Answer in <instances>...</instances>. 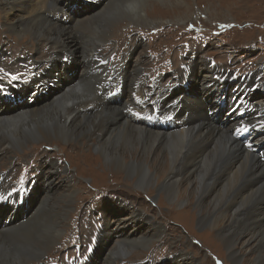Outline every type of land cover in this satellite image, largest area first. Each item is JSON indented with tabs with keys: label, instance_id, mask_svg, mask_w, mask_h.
<instances>
[{
	"label": "bare ground",
	"instance_id": "obj_1",
	"mask_svg": "<svg viewBox=\"0 0 264 264\" xmlns=\"http://www.w3.org/2000/svg\"><path fill=\"white\" fill-rule=\"evenodd\" d=\"M5 1L0 4L1 10L6 12L2 18L9 30L24 37L26 32H31L37 38L36 47L40 51L34 60L40 70L32 75L31 81L21 82L29 86L11 88L8 94L22 96L31 91H45V95L40 102L37 99L35 104L27 103L16 108L14 104L18 103L17 100L4 102L0 94V156L7 153L10 156L14 151L26 149L32 141L64 140L76 145L80 138L90 142L95 138L99 143L93 146L99 156L104 157L107 168L134 178L141 189L158 188L173 206L183 205L184 208L188 204L195 205L198 225L208 226V232H216L221 237L232 264H264V155L248 151L242 142L233 137L231 129L237 123L228 122L226 128H220L212 120L213 115L206 111L207 107L211 110L217 107L212 105L216 99L213 86H217L212 85L213 81L218 77H233L234 74L205 59L204 67L196 66L194 71H184L187 74L176 80H190L195 89L193 93L184 97L174 96L158 80H150L153 85L147 90L145 86L150 81H138L144 67L139 60H134V49L127 51L123 59H117L119 52L107 56L103 51L111 40V32L98 30V27L128 14L145 20L148 4L144 0H96L97 5H85L74 11L69 10L68 3L66 11H63L61 0ZM50 2L60 13H54ZM47 10L51 17L45 16ZM56 16H62V21L67 16L70 26L57 24ZM96 32H100L101 36L92 37L96 42L90 44L81 36ZM46 42L53 44V50L45 46ZM21 48V44L12 46L13 51ZM64 58L72 59L70 66L63 62ZM116 60L120 64L115 65L113 62ZM73 64L78 66V71L75 77L66 80L72 77L67 72ZM30 66L27 63L20 67H27L30 71ZM98 71H102L104 76L92 80ZM260 71L247 76L255 87L253 94L263 96V99L256 100L258 107L263 108L264 82L257 74ZM7 85L8 82L0 80V89ZM119 85L128 92L126 95L123 91L126 99L122 108L104 104L108 90ZM53 87L56 89L52 91ZM135 91L139 92L137 97H134ZM177 99L181 100L175 103ZM145 101L152 107L144 108ZM138 109H141L140 112ZM156 110H163L166 115L175 114L180 124L164 132L160 128L146 126L141 120L137 125L133 121L135 116L131 119L128 116L132 113L150 114ZM254 142L264 143V135L256 137ZM51 162L54 161H46L47 168H40L25 187L7 189L6 192H2L0 187L2 197L11 192L21 193L15 203L7 207L8 211L0 206V264H41L40 261H32L39 259L48 245L52 247L62 234L60 227L64 218L68 217L70 205H64V209L60 210L62 206L55 201L52 193H59V190L65 191L67 196L70 193L65 185L63 187L55 181L60 169L57 163ZM45 170L50 172L45 173ZM9 182L6 174H0L1 185L10 187ZM29 192L31 195L27 203L32 202L29 204L32 209L24 205V195ZM111 204L115 207L112 214L102 209L104 227L99 230L100 248L84 264H119L138 246L140 239L151 235L146 233L145 226L152 225L153 217L140 210L119 217L115 212L117 208L122 207L124 211L131 206L123 199ZM19 208L26 209L27 213ZM15 213L28 218L23 223L11 220V226H6V216ZM107 215L117 221H109ZM30 223H34L33 226L26 228ZM112 223H116L118 237L111 246L115 236ZM129 224L135 225L133 231L139 227L141 233L139 229L136 234L121 227H128ZM43 228H47L48 233ZM155 230L159 232L157 226ZM148 238L144 243H148ZM250 254L252 257H249ZM180 263L170 261L165 264Z\"/></svg>",
	"mask_w": 264,
	"mask_h": 264
},
{
	"label": "rangeland",
	"instance_id": "obj_2",
	"mask_svg": "<svg viewBox=\"0 0 264 264\" xmlns=\"http://www.w3.org/2000/svg\"><path fill=\"white\" fill-rule=\"evenodd\" d=\"M61 1L64 5L63 11L67 9V3L69 10L82 8L76 5L77 0ZM144 1L148 4L146 8L148 17L145 20L133 18L128 14L115 18L105 26L98 27V30L111 32V40L103 51L107 56L114 53L116 55L119 52L120 56L118 55L117 59H123L127 51L134 49V60H139L144 67L138 81L158 80L167 92H170V87L178 82L177 78L187 74L184 71H194L196 66L204 67V60L208 59L223 67L225 72L233 73L235 76L252 74L261 70L257 74L259 80L264 82V0ZM1 2L6 1L0 0ZM28 5H33V3H28ZM49 6L54 9V13H60L53 8L54 5L51 2ZM1 7L2 4H0V80L9 84L19 81L29 82L33 79L32 75L40 70L34 62L40 54L36 47L37 38L29 31L24 37L9 30L2 18L6 12L1 10ZM45 16L48 18L52 15L48 14L47 10ZM56 21L64 27L70 26L68 20L65 21L66 23L62 21V16H56ZM81 36L87 44H90V42H96V39L92 37L101 36V33L96 32V34L84 36L81 34ZM15 44H21L22 48L19 51H13L12 46ZM52 45L51 42L45 44L50 50H53ZM27 63L31 65L30 71L27 67H20ZM113 63L120 64L118 60ZM102 74V71L95 72L92 80L102 78L104 76ZM151 81L145 86L147 90L153 85ZM191 87L192 82L189 90L194 92L195 89ZM213 87L217 97L218 87ZM105 88L108 86L105 85ZM124 90L126 91L125 88ZM178 93L185 95L184 89ZM138 94L139 92L135 91L134 97ZM106 95L104 104L108 103L112 107L122 108L126 99L124 92L114 99H107ZM20 96L17 95L15 98ZM254 96L257 99H263V96L259 94H254ZM18 104L20 103L14 106L23 107L27 102L21 103L20 106ZM143 105L145 108L146 104L143 103ZM134 109L137 108L134 107ZM138 110L140 112L141 109ZM124 114L127 116V111ZM128 116L129 119L133 117L132 114ZM212 120L214 121V117ZM133 121L137 125L140 124L136 117ZM215 121L214 123L220 128H226L227 122L219 124V117H216ZM77 143L74 145L64 140L46 143L32 141L26 149L14 151L10 156L8 153L0 156V174H6L10 179V187L5 188V184H0L2 192H6L7 189H20L23 185L25 187L40 168H47L45 162L49 160L57 163L60 169L55 181L69 189L70 196L64 195L65 191L60 190L59 193H52L55 201L62 206L60 210L64 209V205H70L68 217L64 218L60 227L62 234L52 247L49 244L46 252L39 259L34 258L32 262L84 264L100 248L101 233L99 230L104 227L102 226L104 222L102 209L112 214L115 207L113 204L109 205L110 202L114 203L123 199L131 207L124 211L122 207L118 208L119 211L115 212H119V217H124L131 211L140 210L153 217V222L150 227L145 224L147 225L145 226L147 227L146 233L151 234L149 238L140 239L138 246H135L119 264H165L170 261L171 263L181 262L180 264H232L221 237L216 232H208L207 230L210 229L208 226L198 225V211H195V205L192 207L188 204L184 208L183 205L173 206L161 195L158 188L141 189L135 183L134 178L127 177L121 171L107 168L104 157L100 155V158L97 149L93 146L99 143L95 138L91 139V142L80 138ZM54 162L51 163L55 164ZM49 172L45 170V173ZM58 196L62 198L58 199ZM105 204L106 207H104ZM28 208L32 209L29 205ZM1 209L8 211L4 206ZM24 212L27 213V210L25 209ZM9 217L12 221L18 220L20 223L28 218L17 213L7 215L6 219ZM107 217L109 221H117L113 216L107 215ZM11 224L6 226H11ZM33 224H28L26 228H30ZM115 224L111 225L115 232L111 246L118 237ZM134 226L132 224L128 227L121 225L124 230L128 228L129 231H133ZM156 226L159 232H156ZM135 228L133 232L137 234L139 232L137 229H139L141 233L139 227ZM43 230L48 233L47 228ZM147 238L148 243H144ZM249 257L252 255L250 254ZM98 262H101L100 258Z\"/></svg>",
	"mask_w": 264,
	"mask_h": 264
},
{
	"label": "snow or ice",
	"instance_id": "obj_3",
	"mask_svg": "<svg viewBox=\"0 0 264 264\" xmlns=\"http://www.w3.org/2000/svg\"><path fill=\"white\" fill-rule=\"evenodd\" d=\"M14 79H15V77H13ZM0 199H3V197L2 196H0Z\"/></svg>",
	"mask_w": 264,
	"mask_h": 264
},
{
	"label": "trees",
	"instance_id": "obj_4",
	"mask_svg": "<svg viewBox=\"0 0 264 264\" xmlns=\"http://www.w3.org/2000/svg\"><path fill=\"white\" fill-rule=\"evenodd\" d=\"M116 211H119V209L117 208ZM117 213H119V212H117Z\"/></svg>",
	"mask_w": 264,
	"mask_h": 264
}]
</instances>
